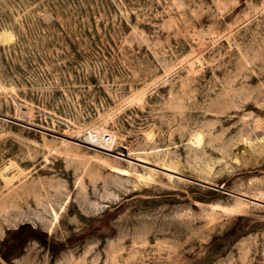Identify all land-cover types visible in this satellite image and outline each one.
I'll return each instance as SVG.
<instances>
[{
	"label": "rangeland",
	"instance_id": "374dc122",
	"mask_svg": "<svg viewBox=\"0 0 264 264\" xmlns=\"http://www.w3.org/2000/svg\"><path fill=\"white\" fill-rule=\"evenodd\" d=\"M3 30L2 264H264V0H0Z\"/></svg>",
	"mask_w": 264,
	"mask_h": 264
},
{
	"label": "bare ground",
	"instance_id": "6f19581e",
	"mask_svg": "<svg viewBox=\"0 0 264 264\" xmlns=\"http://www.w3.org/2000/svg\"><path fill=\"white\" fill-rule=\"evenodd\" d=\"M12 38H13V34L9 30H3L0 32V41L2 43H9L12 40ZM145 133L146 132H144V134ZM107 137L109 138V141H107V139H106ZM153 137H154L153 132L152 133L151 132L146 133V139H149L152 141ZM83 140L85 141V143H87L91 146L103 148V149H106L108 151L109 150H111V151L119 150V147H122L123 149H127V146H125L124 142L121 143L118 141L116 132L108 131L104 127L95 126L93 128L88 129L87 132L85 131V133H84V139ZM191 141L194 144V146L195 145L199 146L203 142V137L201 134H195L193 137H191ZM120 143H121V146H120ZM127 151H128V149H127ZM162 165L168 167L170 169V171H174V166H172L171 164L163 163ZM147 177L149 178L148 180H150L152 175H147ZM53 216L55 219H57V217H58V214L54 210H53Z\"/></svg>",
	"mask_w": 264,
	"mask_h": 264
},
{
	"label": "trees",
	"instance_id": "16d2710c",
	"mask_svg": "<svg viewBox=\"0 0 264 264\" xmlns=\"http://www.w3.org/2000/svg\"><path fill=\"white\" fill-rule=\"evenodd\" d=\"M24 227H25V225L21 226V227L17 230V232H21V231L24 229ZM0 256H1V258H2L4 261H7L5 255H4L2 252H0ZM0 264H2V263L0 262Z\"/></svg>",
	"mask_w": 264,
	"mask_h": 264
},
{
	"label": "built area",
	"instance_id": "2783aa9c",
	"mask_svg": "<svg viewBox=\"0 0 264 264\" xmlns=\"http://www.w3.org/2000/svg\"><path fill=\"white\" fill-rule=\"evenodd\" d=\"M106 139H107V141H109V138L108 137Z\"/></svg>",
	"mask_w": 264,
	"mask_h": 264
}]
</instances>
